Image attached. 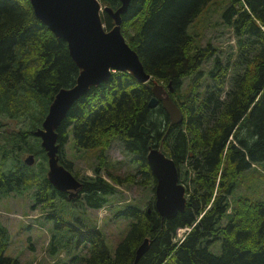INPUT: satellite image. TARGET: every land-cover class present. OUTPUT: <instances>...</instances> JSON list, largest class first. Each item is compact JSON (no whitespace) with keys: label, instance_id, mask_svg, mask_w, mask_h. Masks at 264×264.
<instances>
[{"label":"trees","instance_id":"1","mask_svg":"<svg viewBox=\"0 0 264 264\" xmlns=\"http://www.w3.org/2000/svg\"><path fill=\"white\" fill-rule=\"evenodd\" d=\"M100 1L113 9L120 5V0ZM210 1L129 0L121 13V33L152 77L141 82L126 70L112 71L69 108L57 141L62 145L69 136L76 148L92 149L97 158L95 175L79 178L84 194L77 200L53 191L45 173V149L33 130L41 125L55 92L74 84L78 67L65 39L36 17L29 0H0V115L10 112L20 123L16 131L0 133L7 144L0 145L2 162L10 167L0 172V189L34 187L48 201L59 197L49 207L62 204L69 218L56 211L49 215L59 221L58 229L75 237L65 247L83 243L87 250L75 254L72 264H264V198H254L257 178L248 179L264 170L256 168L264 165V0H226L220 13L238 35V45L225 62L217 45L209 40L201 44L198 30H189ZM101 19L106 28L113 25L106 11ZM208 60L212 65L205 70ZM153 79L180 107V122H170L160 101L148 105ZM116 139L134 169L119 173L121 160H104V150ZM149 145L160 147L178 166L179 181L186 187L185 208L161 217L153 197L118 206L113 216L125 219L127 230L112 250L105 231L78 220L82 210L78 223L70 218L72 206L99 208L114 201L115 184L139 182L154 189L146 159ZM22 151L31 152L36 165L21 161ZM61 151L59 162L77 177ZM103 169L111 181L99 174ZM245 181L246 188L253 184L250 194L232 192ZM180 227L186 230L177 237ZM144 237L148 246L134 261ZM8 243L9 233L0 224V264H23L5 254ZM217 246L219 252H213Z\"/></svg>","mask_w":264,"mask_h":264},{"label":"water","instance_id":"2","mask_svg":"<svg viewBox=\"0 0 264 264\" xmlns=\"http://www.w3.org/2000/svg\"><path fill=\"white\" fill-rule=\"evenodd\" d=\"M34 14L58 37L65 39L68 51L78 74L74 84L60 87L54 94L41 125L33 130L46 151L49 182L60 191H69V197L75 196L82 182L59 162L57 129L69 108L91 87L105 81L112 71L126 70L137 80L145 82L152 75L146 72L137 52L128 44L121 33V13L129 0H120L113 9L100 0H29ZM106 11L113 19V25L104 26L101 12ZM169 87V83L167 84ZM153 95L149 106L158 101L168 114L171 123L182 120L178 104L170 97L167 88L153 79ZM142 132L148 128L141 126ZM32 154L25 158L31 163ZM147 163L154 175V207L161 217H172L183 211L186 205L185 186L179 181L178 166L171 156H167L158 146L149 145L146 154ZM149 238L144 237L135 252L134 261L143 254Z\"/></svg>","mask_w":264,"mask_h":264},{"label":"rangeland","instance_id":"3","mask_svg":"<svg viewBox=\"0 0 264 264\" xmlns=\"http://www.w3.org/2000/svg\"><path fill=\"white\" fill-rule=\"evenodd\" d=\"M226 0H211L202 12L197 16L193 26L190 27V31L198 30L200 33L201 44L205 45L209 40L214 45L218 46L217 54L221 57V62L226 59L227 54H233L237 50L238 35L234 32L232 26L223 22L221 16V10L226 6ZM225 62V61H224ZM212 65V61L208 60L205 64V70L208 66ZM213 82V80H210ZM0 122L3 125L0 127V133L5 131L17 130L20 123L15 118L7 114L0 115ZM40 139V138H39ZM1 140V138H0ZM5 140L0 141V145L7 146ZM40 146L43 147L40 143ZM2 147V146H1ZM62 149V157L66 161H72V167L77 171V177L85 179L87 177H93L95 175V165L97 158L92 149L76 148L72 139L68 136V139L60 145ZM31 152L22 151L21 161L25 162V158ZM46 153V151H45ZM3 149L0 148V172H8L10 167L6 165V160L2 162ZM47 157V155H46ZM33 157L30 165H36V160ZM38 160V158H37ZM47 160V159H46ZM104 160L112 161L115 163L117 160H121L122 164L118 167L119 173L126 172L129 169H134L135 163L131 160V157L123 150V145L118 139L112 141V143L104 150ZM34 162V163H33ZM47 163V162H46ZM264 167L262 164H257L256 168ZM48 169V163L46 164L45 173ZM251 171V168H249ZM111 181L110 177L105 174L104 169L99 171V174ZM253 178H257L254 184L258 187V193H255L254 198H264V170L261 171L257 177L250 176L248 179L252 182ZM247 180V179H245ZM247 182L240 184L233 188V193L242 192L246 194L251 193L252 183L249 184V188H246ZM117 186V192L114 197L115 200L108 202L106 205L100 208L84 207L79 209V205L72 206V217L74 221H77L76 216L78 210H82V215L78 220H85L88 222H94L101 230L106 232L109 237V247L113 250L117 245L118 240L123 236L127 230L126 220L123 218H115L113 211L118 206H123L127 202L139 203L141 200H151L154 195V189L151 185L143 186L139 182H132L129 185L115 184ZM185 186V185H184ZM37 188L31 187L23 189L19 192L16 190H10L4 192L0 189V224L3 225L9 233V243L5 250L6 255L17 257L23 264H72L73 256L77 253L87 254L86 248L83 243L74 246V249H67L65 242H74V236L71 237L70 233L61 228H57V221L54 214L60 218H69L66 215V210L62 204L56 205L52 210L49 207L51 204L54 206L58 204L59 197H55L52 201L42 198L41 192L37 191ZM36 192L37 195L35 194ZM186 196V192H185ZM82 203H84L82 201ZM144 204H142L143 207ZM68 207V205H66ZM76 214V215H75ZM85 215L88 219L86 220ZM51 216V217H50ZM59 222V221H58ZM186 229L183 227L178 228L176 236L181 237ZM54 234V236H52ZM72 238V240H71ZM138 247V246H137ZM213 252H219V246L212 249Z\"/></svg>","mask_w":264,"mask_h":264},{"label":"flooded vegetation","instance_id":"4","mask_svg":"<svg viewBox=\"0 0 264 264\" xmlns=\"http://www.w3.org/2000/svg\"><path fill=\"white\" fill-rule=\"evenodd\" d=\"M159 102V101H158ZM80 180V179H79ZM81 181V180H80ZM82 184H83V181H81ZM82 186V185H81ZM54 187V186H53ZM55 190H53L54 192L56 191L57 193H63L65 198H68V199H77V200H81L82 199V196H83V192L81 191V187L80 189L78 190L77 194L75 196H72V197H69V191H60L58 190L57 188L54 187ZM53 198H55V196H53Z\"/></svg>","mask_w":264,"mask_h":264},{"label":"bare ground","instance_id":"5","mask_svg":"<svg viewBox=\"0 0 264 264\" xmlns=\"http://www.w3.org/2000/svg\"><path fill=\"white\" fill-rule=\"evenodd\" d=\"M185 190H186V187H185Z\"/></svg>","mask_w":264,"mask_h":264}]
</instances>
